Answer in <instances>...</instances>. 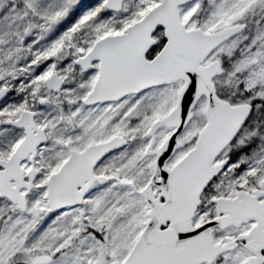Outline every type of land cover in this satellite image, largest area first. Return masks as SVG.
Masks as SVG:
<instances>
[{"label": "snow or ice", "instance_id": "snow-or-ice-1", "mask_svg": "<svg viewBox=\"0 0 264 264\" xmlns=\"http://www.w3.org/2000/svg\"><path fill=\"white\" fill-rule=\"evenodd\" d=\"M0 264H264V0H0Z\"/></svg>", "mask_w": 264, "mask_h": 264}]
</instances>
